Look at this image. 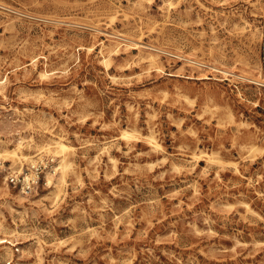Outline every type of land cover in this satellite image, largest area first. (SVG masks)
Masks as SVG:
<instances>
[{
	"label": "rangeland",
	"instance_id": "rangeland-1",
	"mask_svg": "<svg viewBox=\"0 0 264 264\" xmlns=\"http://www.w3.org/2000/svg\"><path fill=\"white\" fill-rule=\"evenodd\" d=\"M39 153L0 264H264V0H0V158Z\"/></svg>",
	"mask_w": 264,
	"mask_h": 264
},
{
	"label": "built area",
	"instance_id": "built-area-1",
	"mask_svg": "<svg viewBox=\"0 0 264 264\" xmlns=\"http://www.w3.org/2000/svg\"><path fill=\"white\" fill-rule=\"evenodd\" d=\"M58 170L53 156L39 153L20 168L12 169L7 161L0 158V173H4L6 183L24 195H30L46 175H54Z\"/></svg>",
	"mask_w": 264,
	"mask_h": 264
},
{
	"label": "bare ground",
	"instance_id": "bare-ground-1",
	"mask_svg": "<svg viewBox=\"0 0 264 264\" xmlns=\"http://www.w3.org/2000/svg\"><path fill=\"white\" fill-rule=\"evenodd\" d=\"M126 134H127V133H126ZM124 136H125V135H124ZM60 149H61V150L64 149V145H63V144L60 145ZM1 156H2V155H0V157H1ZM3 156H5V155H3ZM26 158H27V157H23L24 160H25ZM29 158H30V157H29ZM19 161H20V159H19ZM20 164H21V162H20ZM67 164H68V163H64L63 167H61V168H62V170H61L62 172L65 171V169L67 168ZM46 178H47V177H46ZM49 181H50V178L48 177V183H50ZM0 242H1V243H3V242H7V240H5V238H4V239H0Z\"/></svg>",
	"mask_w": 264,
	"mask_h": 264
}]
</instances>
